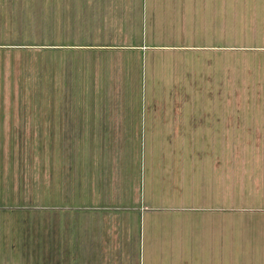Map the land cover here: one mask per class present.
<instances>
[{
    "label": "crops",
    "instance_id": "obj_1",
    "mask_svg": "<svg viewBox=\"0 0 264 264\" xmlns=\"http://www.w3.org/2000/svg\"><path fill=\"white\" fill-rule=\"evenodd\" d=\"M29 1L0 0V51L20 52L16 45L28 44L21 32L19 38L8 32L13 24L22 31ZM35 1L37 16L44 17L45 0ZM51 1L54 8L56 2ZM69 3L70 8L77 6V0ZM84 3V40H72L69 46L101 54L117 49L121 58L136 57L130 64L121 63L122 69L132 66L139 78L147 72L154 88L146 97L150 107H142L144 97H134L142 111L129 117L110 110L114 100L108 95H84L68 98L73 106L65 115L54 114L61 103L56 95H40L36 101L0 96V136L151 137L150 190L142 188L140 177L132 181L124 173L113 189L104 186L116 194L102 203L115 200V206L129 208L112 222L117 255L3 254L0 264H264V0ZM41 35L36 40L43 39ZM177 86L186 94L187 88L188 94L195 93L168 94ZM22 148L2 144L0 169L18 165ZM3 175L0 171V184ZM11 178L9 183L14 182ZM192 213L196 254L166 256L171 220L176 227L184 220L190 223ZM126 241L134 254H124ZM154 247L159 256H154Z\"/></svg>",
    "mask_w": 264,
    "mask_h": 264
},
{
    "label": "rangeland",
    "instance_id": "obj_2",
    "mask_svg": "<svg viewBox=\"0 0 264 264\" xmlns=\"http://www.w3.org/2000/svg\"><path fill=\"white\" fill-rule=\"evenodd\" d=\"M55 2L53 8L52 1L45 0L43 17L37 16L36 1L30 0L27 16L23 9L22 22H27L22 24V31L19 24H13L12 31L8 32L14 38H19L21 32L22 36H27L23 42L28 44L16 45L20 52H15L16 49H12L14 53L0 51V96L23 95L36 101L40 95H56L61 103L56 105L58 111L56 109L54 114L65 115L73 106L68 98L84 95H108L114 100L109 105L110 110L129 117L133 112L142 111L134 97H144L142 107L149 108L146 99L154 94V88L147 72H141L139 78L132 66L130 70L129 66L122 69L121 63L130 64L136 57L125 55L121 58L117 49H107L101 54L96 49L87 52L70 47L72 40L79 43L84 40L81 24L84 23L85 3L77 0V6L70 8L69 0ZM143 17L147 19L146 11ZM143 31L146 34L144 22ZM140 33L137 30L136 34ZM37 34H43V39L36 40ZM90 39L91 36L89 42ZM113 40L119 42L120 38ZM177 70L176 74L181 75ZM170 75L169 72L168 77ZM179 86L168 89L172 91L168 94L195 93L188 94L187 88L186 94V89L184 92ZM60 131L68 134V130ZM152 142L151 137L145 136H0V146L11 143L23 147L20 167L14 163L12 169L8 166L0 169L4 174V182L0 184V255L119 254L112 222L129 208L115 206V200L102 203L103 199L108 200L116 194L115 190L104 191V186L113 189L124 173L125 178L132 181L140 177L142 188L149 192L151 169H147V157L148 145ZM9 177L13 183L8 182ZM191 216L192 222L184 220L177 227L171 220L166 256L196 254V214ZM180 219H184L183 215ZM126 243L124 254H134L131 242ZM153 249L154 256H159L158 249Z\"/></svg>",
    "mask_w": 264,
    "mask_h": 264
}]
</instances>
